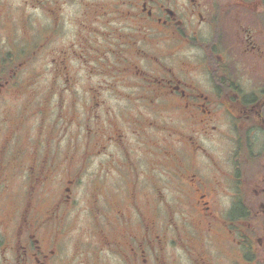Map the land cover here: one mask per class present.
Segmentation results:
<instances>
[{"label": "flooded vegetation", "instance_id": "1", "mask_svg": "<svg viewBox=\"0 0 264 264\" xmlns=\"http://www.w3.org/2000/svg\"><path fill=\"white\" fill-rule=\"evenodd\" d=\"M0 264H264V0H0Z\"/></svg>", "mask_w": 264, "mask_h": 264}, {"label": "rangeland", "instance_id": "2", "mask_svg": "<svg viewBox=\"0 0 264 264\" xmlns=\"http://www.w3.org/2000/svg\"><path fill=\"white\" fill-rule=\"evenodd\" d=\"M42 80H43L44 82L46 81V82L44 83V86L50 84V76H46V77L42 78Z\"/></svg>", "mask_w": 264, "mask_h": 264}]
</instances>
